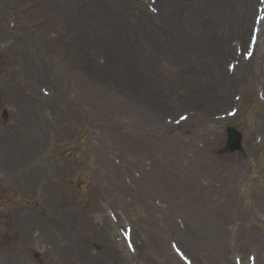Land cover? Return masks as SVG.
Masks as SVG:
<instances>
[{
  "label": "rangeland",
  "instance_id": "374dc122",
  "mask_svg": "<svg viewBox=\"0 0 264 264\" xmlns=\"http://www.w3.org/2000/svg\"><path fill=\"white\" fill-rule=\"evenodd\" d=\"M231 1L236 2V0ZM222 2L223 0H203L199 13L202 15L201 17L211 16L210 24L218 28V33L222 34V41L228 45L230 40L235 37V27L231 23L228 24L230 11L224 4L222 6ZM5 3L11 5L15 11L17 10L19 17L13 28L15 33L6 36L3 34L0 37V53L2 52L12 63V60L14 62L16 58L15 54L19 46H23L25 51L29 52L34 49L35 52L30 54L33 60L24 62L18 60L19 68H21L20 74L17 72L14 76L7 68L0 69V90L3 89V86L14 89L11 82L18 83L16 81L18 80L25 90L34 94L35 101H38V92L33 88L31 78L36 81L34 84L36 87L39 85L51 87L52 84L53 87H58L60 83L66 92L74 90L79 83H89L92 93L97 98L102 94L106 100L107 106H102L103 118L101 120L95 118L92 125L78 127L79 122L71 114L68 108L69 104L65 111H62L64 113L52 112V118L48 119L46 128L44 120L47 142L44 140L41 143L49 154L48 158L39 154L34 155L28 166H31L32 161H36L42 168V164L45 166L46 160L47 162L56 161L57 167L53 168L51 172L60 175L67 174L73 181H71V194L64 196L63 199L56 198L54 200L55 212L48 211L49 220L56 222L59 227L65 228L63 232L68 234L67 227L61 222V213H64L60 211L61 207L64 208L68 216L75 218L77 222L85 221L88 225L97 227L98 215L102 216L105 211V201L113 207L123 204L129 205L132 211L139 209L140 212L137 215L143 217L147 208L143 201L145 196L162 203L166 202L163 207H157L158 211L151 210L152 215L149 214V216L153 220L154 216L162 218V215H171V218L175 219L179 213L190 216L192 207L194 208L196 205L197 209L203 208L207 204L204 198L212 197L218 202L213 205L220 206L221 213L224 212V220L230 226L229 231L232 236L224 237L221 245H218V248L222 250L221 256L230 262L233 254H238L245 262V256L248 253L255 254L246 242L247 239H242V236L264 229V216L251 213L254 212L256 205L264 213V168L262 167V162H264V126L263 128L258 126L256 129L252 127L249 132L246 130L249 128L247 121L250 118L255 122V125H257L256 121L259 125V120H264V114L259 113L262 112L259 107L261 101L254 95L257 84L247 87L242 84L238 87L239 90L234 85L224 87L227 95L231 97L233 92L241 93L242 87L245 89V94L235 119H226V124L220 123L219 129L216 128V130L222 131L220 137L209 138V134L203 131L214 129L213 124L209 125L206 124L209 122L199 121L197 115L189 116L185 122L176 127L169 123H165V126L162 124V117L165 114L170 118H175L180 113H186L188 109L183 103V98H189L199 92L196 87L189 86L185 81L190 75L214 74L216 72L214 68L218 69L219 66L223 73L226 72L227 60L231 56L217 57L215 64L211 65L213 58L209 51L208 41L205 40L206 22L203 19L192 22L187 29L173 24L165 28L163 23L156 25L154 20L143 16L142 12L146 11V8L138 0L131 2V6L134 7L133 14L121 8L113 0H6ZM158 3L162 4L161 1ZM219 3H221V7ZM254 3L256 0H251V5ZM252 16L253 10L251 9L249 20L245 25H242L243 35L247 34L251 26ZM1 22L3 31L12 29L8 27V21L4 17ZM19 33L22 35L17 37ZM9 36L15 37L17 41L15 45L9 41ZM100 37V42H94L95 38ZM23 39L24 42L21 43ZM262 39L258 51L262 49ZM109 56L119 59V68L118 65L111 68L113 64ZM260 60L261 53L258 52L255 59L251 60L250 68L252 69L254 66L258 71L260 69L259 72L264 76V64L259 62ZM36 66L41 70L48 71L49 78L46 80L52 83L29 74L30 69L34 70ZM118 69L119 84L117 88L110 89L111 86L105 84L107 80H111L112 72H117ZM104 85L107 89L106 87L102 88ZM201 95L203 94L197 96ZM220 95L223 96V92ZM220 95L215 97L221 98ZM28 96L34 101V98ZM213 98L214 96L202 105V109L207 108V114L229 109V105L220 106ZM131 100L161 102L157 106L154 105L155 111L151 113L153 116L161 113L158 120L153 121L154 126L145 125L144 120L147 113L144 114V111L139 108V103L127 102L129 105L135 104L136 108L121 109L120 104ZM0 102L3 105V93L2 95L0 93ZM149 102H142V104ZM232 103V106L237 104L235 101ZM150 109H152L151 105ZM130 114L134 118H131ZM204 115L207 119L210 117ZM15 122L16 119L13 115L10 116L8 122L0 120V130L8 133V123L12 129H16L12 126ZM199 124L202 127L201 130H199ZM225 125L234 126L241 131L243 147L239 152L220 153L225 143ZM93 128L96 132L91 131ZM26 129V143L36 142L33 141L32 135L29 136V127ZM56 134H59L63 140L58 144L57 152L58 154L64 153L65 160L68 162H62L63 158L52 150L57 144ZM256 136L261 137L260 144L255 142ZM66 141L71 142V145H67ZM99 144L103 149H107L113 154L119 152L117 156L140 174L144 167V175L151 174L150 178L153 177L152 173H155L156 165L159 166L155 175L158 180L161 179V175H166V180L170 182L167 184L168 187L177 186V188L168 191L170 196L152 195L148 190H145L147 181L144 182L145 180L141 179L140 183L135 185V189V187H131L133 183L128 184L124 181L120 171L115 180L109 182L106 179V173L104 178L98 172L100 167L97 170L92 168V171L87 164L88 162H92V165L96 164L94 158L98 152L96 148ZM2 145L3 140L0 134V146ZM135 159L143 164L142 168L137 161L134 162ZM157 159L165 162L164 165H160ZM240 160H242L241 164ZM255 161H257L256 169L246 171L243 167L246 162L254 166ZM258 163L261 164V168ZM109 164L111 168L113 165ZM47 172L49 171H42L41 177L46 178ZM261 173L263 175L260 177ZM2 175L0 173V176ZM3 177L5 180L4 175ZM185 180L188 182L183 186H196L195 190L188 193L195 195L190 200L185 197V192H187L184 191L185 187H179V184L184 183ZM10 181L12 179L6 178L5 182L11 184ZM128 187L130 189L126 190L125 188ZM117 190L119 192H116ZM115 196L119 197L118 203L113 199ZM167 197H170V200ZM195 198L197 201H192ZM198 200H202V202ZM11 205L0 198V215L4 216L11 210L12 212L16 211V208H10ZM244 211H248L250 217L245 220L234 218L237 212ZM139 220L142 221L143 218ZM164 221L160 223L162 226L152 222L151 230H177L174 224L163 227ZM0 222L3 223L4 220L0 218ZM242 224H244L243 227ZM59 227H56V231L61 234ZM184 235L185 233L183 235L176 233L175 236L165 238L162 232L156 236L155 243L157 242L159 246L158 242L161 241L158 240L162 239L164 249H167V241L176 238L181 243L187 242L185 247L196 252L195 242L188 235H186L187 237ZM47 236L51 240L53 239L52 235ZM89 236L100 246L95 237L90 233ZM111 236L113 235L111 234ZM231 241H238L237 244L244 247L242 252L235 247L236 243H230ZM67 244L68 240L65 245ZM198 256L204 260L200 252ZM69 258L63 257L68 263L70 262Z\"/></svg>",
  "mask_w": 264,
  "mask_h": 264
},
{
  "label": "bare ground",
  "instance_id": "6f19581e",
  "mask_svg": "<svg viewBox=\"0 0 264 264\" xmlns=\"http://www.w3.org/2000/svg\"><path fill=\"white\" fill-rule=\"evenodd\" d=\"M196 0H169V8H163L162 11L168 12V10H172L174 13V17L178 18V22H180L183 18V24L186 23V25L190 24L191 21L193 19H195L196 17H198L199 15V9L201 8V4L199 2H195ZM238 7L235 6L234 7V11L232 12L233 16H236V18L242 17V19H245L248 16L249 13V4L248 2H245L243 5H241V8L239 10V12H237ZM152 16V15H150ZM154 17V16H152ZM235 18V20H236ZM234 21L231 18V22ZM210 22H212V18L209 15L206 18V26L209 27ZM238 22V21H237ZM240 22V21H239ZM236 23V22H235ZM214 30V28H213ZM240 28L237 29V33H238V37L241 40V32L239 31ZM216 33L210 32V34L208 35V42H209V49L211 53H216V52H220L222 54V56H226L229 53V47H227L224 44H220V45H216L215 43V38H216ZM226 79H229V81H232L233 79H230L228 77V74L226 76H224ZM243 78V77H241ZM235 79V78H234ZM217 86H219V88H222V82H217L216 83ZM203 99V97L199 98V101H201ZM227 98H223L222 100V104L227 103ZM220 135V134H219ZM239 162V161H238ZM241 163V160L240 162ZM207 204L203 206V217L201 216V219L197 218V216L199 215H191V217H189L187 220L189 222H191V224H188L187 220H185V224L186 225V233L190 234L191 236H200L203 237L204 239H206L207 241L211 242L212 238H218L221 237L223 234H226L224 230V224L223 221H221L222 215L219 213V207L220 206H214L213 204L218 203L216 200H214L213 198H208L206 199ZM213 205V206H212ZM195 210H197V206H195L194 208H192V212H194ZM199 213V212H198ZM245 214L241 213L239 214V218H242ZM193 216V217H192ZM205 227H209V229H213V231H209L207 229H203ZM159 234L160 232L158 230H156ZM156 231H154V234H156ZM181 232V231H179ZM258 236H262L264 238V231L263 233H261L260 235L258 234L256 237ZM245 238V237H242ZM247 239L249 240V238L247 237ZM150 240V239H148ZM150 242L147 241V244H149ZM251 243V242H250ZM150 246V245H149ZM152 247V246H151ZM255 249V248H254ZM261 249H264V239L260 244V248H257L256 251L258 253L257 254V262L260 264H264V259H261V254H259V252H262ZM153 250V247H152ZM172 260L174 261V258H172ZM176 264V263H175Z\"/></svg>",
  "mask_w": 264,
  "mask_h": 264
}]
</instances>
